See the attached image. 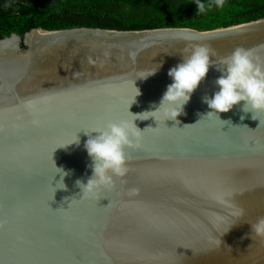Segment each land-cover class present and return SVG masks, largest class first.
I'll return each instance as SVG.
<instances>
[{
    "label": "water",
    "instance_id": "water-1",
    "mask_svg": "<svg viewBox=\"0 0 264 264\" xmlns=\"http://www.w3.org/2000/svg\"><path fill=\"white\" fill-rule=\"evenodd\" d=\"M196 46L214 61L243 47L264 62V18L0 39V264H264V239L250 234L264 217V112L240 102L207 116L221 75L210 66L178 124L151 113ZM121 120L142 131L128 172L82 198L86 133Z\"/></svg>",
    "mask_w": 264,
    "mask_h": 264
},
{
    "label": "clouds",
    "instance_id": "clouds-1",
    "mask_svg": "<svg viewBox=\"0 0 264 264\" xmlns=\"http://www.w3.org/2000/svg\"><path fill=\"white\" fill-rule=\"evenodd\" d=\"M215 3L222 6L223 0H215ZM197 10L205 11V5L198 3ZM212 55L207 47L196 46L181 63L172 67L168 76L173 82L167 86L159 107L151 113H162L164 120H176L178 124L177 117L183 114L184 105L189 102L193 92L205 79L210 66H215L221 75L215 81L219 90L212 97H203V102L213 110L208 112L207 116L226 113L240 102H244L245 112L251 111L255 114L264 112V62L258 61L252 50L243 47L235 48L231 54L220 58L219 61H214ZM154 73L147 74L144 78ZM254 117L255 115L253 119ZM92 132L97 135L92 136ZM91 133H86L89 138L84 147L92 160L90 165L92 176L86 184L81 180L76 181L77 186L82 189V198L95 196L102 188H112L113 177L125 176L128 172L125 149L140 147L142 140V131L133 122L129 123L126 120L109 121L103 127L92 129ZM75 142L78 143L79 138ZM56 169L62 173V178L68 175L67 172ZM60 184L63 186L59 188L65 187L62 180ZM99 199L100 197L97 200ZM234 215L242 216L243 210H238ZM250 225V234L264 239V217L258 218Z\"/></svg>",
    "mask_w": 264,
    "mask_h": 264
},
{
    "label": "trees",
    "instance_id": "trees-1",
    "mask_svg": "<svg viewBox=\"0 0 264 264\" xmlns=\"http://www.w3.org/2000/svg\"><path fill=\"white\" fill-rule=\"evenodd\" d=\"M205 11L199 12L197 4ZM264 18V0H0V39L39 27L210 30Z\"/></svg>",
    "mask_w": 264,
    "mask_h": 264
}]
</instances>
